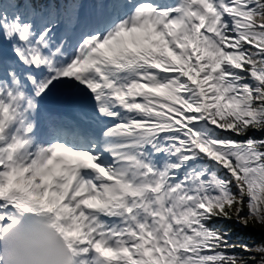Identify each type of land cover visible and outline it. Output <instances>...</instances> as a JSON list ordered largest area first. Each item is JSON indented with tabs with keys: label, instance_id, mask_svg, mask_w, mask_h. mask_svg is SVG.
<instances>
[{
	"label": "snow or ice",
	"instance_id": "6c2138e0",
	"mask_svg": "<svg viewBox=\"0 0 264 264\" xmlns=\"http://www.w3.org/2000/svg\"><path fill=\"white\" fill-rule=\"evenodd\" d=\"M25 211L66 264H264L235 236L264 226V0H0V228Z\"/></svg>",
	"mask_w": 264,
	"mask_h": 264
},
{
	"label": "clouds",
	"instance_id": "9594fccd",
	"mask_svg": "<svg viewBox=\"0 0 264 264\" xmlns=\"http://www.w3.org/2000/svg\"><path fill=\"white\" fill-rule=\"evenodd\" d=\"M57 225L45 213L22 212L8 230L0 228V264H66Z\"/></svg>",
	"mask_w": 264,
	"mask_h": 264
},
{
	"label": "trees",
	"instance_id": "16d2710c",
	"mask_svg": "<svg viewBox=\"0 0 264 264\" xmlns=\"http://www.w3.org/2000/svg\"><path fill=\"white\" fill-rule=\"evenodd\" d=\"M256 226H258V227H262V226H260V225H256ZM236 229H237V228H236ZM238 234H241V231H239Z\"/></svg>",
	"mask_w": 264,
	"mask_h": 264
}]
</instances>
